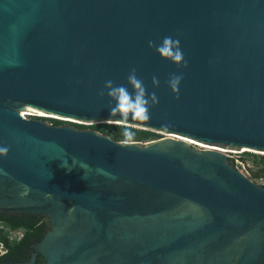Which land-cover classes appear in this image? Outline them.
I'll return each mask as SVG.
<instances>
[{
  "label": "water",
  "instance_id": "obj_1",
  "mask_svg": "<svg viewBox=\"0 0 264 264\" xmlns=\"http://www.w3.org/2000/svg\"><path fill=\"white\" fill-rule=\"evenodd\" d=\"M165 36L187 67L149 47ZM133 68L159 103L110 116ZM25 109L264 153V0H0V221L30 229L0 264H264V186L225 154Z\"/></svg>",
  "mask_w": 264,
  "mask_h": 264
},
{
  "label": "clouds",
  "instance_id": "obj_2",
  "mask_svg": "<svg viewBox=\"0 0 264 264\" xmlns=\"http://www.w3.org/2000/svg\"><path fill=\"white\" fill-rule=\"evenodd\" d=\"M149 47L154 48L162 58H167L177 65L183 62V66L187 67L179 40L173 39L171 36H165L159 44L149 41ZM182 79V75L172 74L167 81L174 93L179 92ZM153 84L155 86L159 85L158 78L153 77ZM128 85L131 86V91ZM105 89L110 100V116L118 115L123 120H127L129 116L132 119H148L151 107L159 103L155 92L148 93L143 80L138 77L135 68L127 76V85L115 84L112 80H108L105 82ZM100 95L102 97L105 96V92L101 91ZM177 98L179 97L177 96ZM8 152L9 149L7 147L0 146V156H7Z\"/></svg>",
  "mask_w": 264,
  "mask_h": 264
},
{
  "label": "trees",
  "instance_id": "obj_3",
  "mask_svg": "<svg viewBox=\"0 0 264 264\" xmlns=\"http://www.w3.org/2000/svg\"><path fill=\"white\" fill-rule=\"evenodd\" d=\"M40 120H44V118H36ZM52 125L55 126H60V125H67L68 123L61 122L58 120H50ZM73 127L80 129V130H85V129H91L96 132H99L101 134L110 136L113 140L117 142L121 141H127L128 139H133L134 141H144L147 139H150L154 137L156 134L146 131V130H139L131 127H126V126H121V125H111V124H98V125H91V126H84V125H79V124H70ZM127 133V135H126ZM254 162L260 163V165L263 166L261 170H259L256 173H252L253 176L255 177H261L264 176V156H254L253 157ZM1 224L8 228L9 230L17 229L19 227L25 228L27 231L29 230L28 227L26 226H15L13 224L7 223L0 221ZM7 232H5L3 229L0 230V241L4 242L7 248H9V251L13 249L18 243H9L7 238H6Z\"/></svg>",
  "mask_w": 264,
  "mask_h": 264
},
{
  "label": "built area",
  "instance_id": "obj_4",
  "mask_svg": "<svg viewBox=\"0 0 264 264\" xmlns=\"http://www.w3.org/2000/svg\"><path fill=\"white\" fill-rule=\"evenodd\" d=\"M23 117L26 119L44 118V117L28 116V115H26V116L23 115ZM191 146L196 147L194 145H191ZM196 148H198L200 150H204V148H199V147H196ZM221 150H222L221 153L226 155V157L231 162L233 167L249 179L251 176V167L254 163L253 157L254 156H264L263 154L256 153L255 151H243L244 149H240V150L221 149ZM256 184L264 186V176H261ZM1 229H3V228L0 226V230ZM3 230L5 232H7L6 238H7V240H9V242L17 239V236L15 234L8 232L7 229H3ZM5 253H7L6 245L4 244V242L0 241V256L5 254Z\"/></svg>",
  "mask_w": 264,
  "mask_h": 264
},
{
  "label": "rangeland",
  "instance_id": "obj_5",
  "mask_svg": "<svg viewBox=\"0 0 264 264\" xmlns=\"http://www.w3.org/2000/svg\"><path fill=\"white\" fill-rule=\"evenodd\" d=\"M55 118V119H54ZM54 118H45L44 117V122L48 123V124H52L50 120H57L60 121L62 120L61 122H65V123H68L66 126H72L70 124H75V123H79L82 124L84 122H80V121H75V120H71L69 121L70 119H65V118H60V117H57L55 116ZM63 120H66V121H63ZM71 122H75V123H71ZM84 124H86L85 126H90V124H88L87 122H85ZM124 126V125H122ZM126 127H129L127 125H125ZM131 128H135V129H139V130H146V129H142V128H139V127H131ZM91 130V129H90ZM147 131V130H146ZM151 132V131H149ZM99 133V132H98ZM154 134H156L154 137L150 138V139H147V140H144V141H134L133 139H128L127 141H121L122 143H126V144H129V143H138V144H142V145H146V144H149V143H152L154 141H157V140H160L162 138H167L168 136L165 135V133H162V132H152ZM101 134V133H100ZM104 135V134H103ZM110 137V136H109ZM199 144V143H198ZM263 168L262 165H260V163H253L252 167H251V176H250V180H252L254 183H257L259 178L260 177H255L253 176L252 173H256L258 172L259 170H261Z\"/></svg>",
  "mask_w": 264,
  "mask_h": 264
},
{
  "label": "bare ground",
  "instance_id": "obj_6",
  "mask_svg": "<svg viewBox=\"0 0 264 264\" xmlns=\"http://www.w3.org/2000/svg\"><path fill=\"white\" fill-rule=\"evenodd\" d=\"M21 115L22 116L23 115L24 116H26V115H28V116H38V117H45V118H54L55 117L54 115L45 114L43 112H39V111L31 110V109H25V110H23L21 112ZM71 120L72 119H70L69 121H71ZM84 123H82V124H84ZM90 124H96V123H90ZM165 135L168 136L167 138L172 139V140H178L180 142H185L186 144L194 145V146L199 147V148H204V149H209V150H216V151L222 152V150L219 149V148H212V147L205 146L203 144H198V143H196V142H194V141H192L190 139H187V138L179 137V136L172 135V134H168V133H165ZM243 151H252V150L244 149ZM256 153H260V152H256ZM261 154L264 155V153H261Z\"/></svg>",
  "mask_w": 264,
  "mask_h": 264
},
{
  "label": "flooded vegetation",
  "instance_id": "obj_7",
  "mask_svg": "<svg viewBox=\"0 0 264 264\" xmlns=\"http://www.w3.org/2000/svg\"><path fill=\"white\" fill-rule=\"evenodd\" d=\"M43 121V120H42ZM163 139V138H162ZM231 163V162H230ZM0 226L3 228V229H7L8 232L12 233V234H15L17 236V239L16 240H13V241H10L8 240V242L11 244V243H18L19 241H21L24 236L30 232V229L27 231L25 228L23 227H19L17 229H13V230H9L8 228L4 227L1 222H0ZM7 248V247H6ZM7 252H9V248H7Z\"/></svg>",
  "mask_w": 264,
  "mask_h": 264
}]
</instances>
